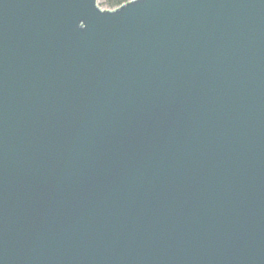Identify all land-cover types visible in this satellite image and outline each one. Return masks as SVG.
I'll use <instances>...</instances> for the list:
<instances>
[{"label":"water","instance_id":"95a60500","mask_svg":"<svg viewBox=\"0 0 264 264\" xmlns=\"http://www.w3.org/2000/svg\"><path fill=\"white\" fill-rule=\"evenodd\" d=\"M0 264H264V0H0Z\"/></svg>","mask_w":264,"mask_h":264},{"label":"trees","instance_id":"16d2710c","mask_svg":"<svg viewBox=\"0 0 264 264\" xmlns=\"http://www.w3.org/2000/svg\"><path fill=\"white\" fill-rule=\"evenodd\" d=\"M130 0H104V5H106L108 8L112 9V8H116L121 6L124 3H127ZM101 5L99 4V7Z\"/></svg>","mask_w":264,"mask_h":264},{"label":"rangeland","instance_id":"374dc122","mask_svg":"<svg viewBox=\"0 0 264 264\" xmlns=\"http://www.w3.org/2000/svg\"><path fill=\"white\" fill-rule=\"evenodd\" d=\"M99 4L101 5L100 8H102L104 10L108 9V7L106 5H104V0H97V5L99 6Z\"/></svg>","mask_w":264,"mask_h":264},{"label":"built area","instance_id":"2783aa9c","mask_svg":"<svg viewBox=\"0 0 264 264\" xmlns=\"http://www.w3.org/2000/svg\"><path fill=\"white\" fill-rule=\"evenodd\" d=\"M116 8H117V7H116ZM101 9H102V8H101ZM113 9H115V8H112V9H109V8H108V9H105V10H113Z\"/></svg>","mask_w":264,"mask_h":264}]
</instances>
